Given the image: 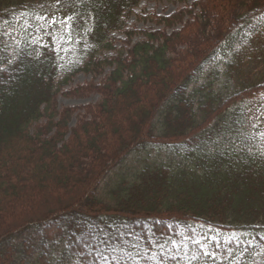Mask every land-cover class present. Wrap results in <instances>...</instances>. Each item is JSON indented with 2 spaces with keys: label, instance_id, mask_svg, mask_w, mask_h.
<instances>
[{
  "label": "trees",
  "instance_id": "obj_1",
  "mask_svg": "<svg viewBox=\"0 0 264 264\" xmlns=\"http://www.w3.org/2000/svg\"><path fill=\"white\" fill-rule=\"evenodd\" d=\"M137 1L0 0V264L263 254L264 102L250 101L264 90V48L260 64L251 50L264 0H193L133 41L124 17ZM63 29L76 57L55 46ZM114 33L126 47L100 59ZM228 42L232 90L213 91L215 74L196 85ZM77 72L105 75L60 91ZM59 91L104 98L70 126Z\"/></svg>",
  "mask_w": 264,
  "mask_h": 264
},
{
  "label": "rangeland",
  "instance_id": "obj_2",
  "mask_svg": "<svg viewBox=\"0 0 264 264\" xmlns=\"http://www.w3.org/2000/svg\"><path fill=\"white\" fill-rule=\"evenodd\" d=\"M193 0H138L136 7L131 9V12L128 16L124 17V21L126 26L129 29H132L131 40L138 41L144 39V33H148L151 31L162 30L163 27L159 25V16H169L172 13L178 12L180 10H187L191 7ZM187 18V17H185ZM261 21V19H259ZM254 24V23H253ZM63 33H59L57 35V43L56 47L62 46L63 51L68 52L71 47V53L73 57H76V52L73 46L77 45L78 40L76 39L72 44L70 42L71 37L68 35L67 30L63 29ZM243 31V30H242ZM261 35L255 41V43L251 46L252 54L257 52V56H252L253 59H256V62L259 63V55L260 51L264 48V28L261 30ZM143 32V34H142ZM244 32V31H243ZM116 42L113 43L114 48L110 50L102 51L99 54V58H110L117 54V51L121 48L126 47V43L124 41V35L122 33H114ZM132 41V42H133ZM235 46V45H233ZM228 44H225L222 48H220L215 57V59L207 64L198 80H196V85H205V83L209 82L214 74L217 77V82L213 84L212 90L218 91L221 94H227L232 90V84L229 82H225L223 77L221 76V70L224 69L223 61L229 58L231 55V48H233ZM76 47V46H75ZM262 49V50H261ZM260 64V63H259ZM223 67V68H222ZM109 69H106L107 72ZM101 73L94 77V75L84 72H77L73 76L70 77L67 84L61 87V90H67L70 87H74L77 85H81L90 81L99 82L105 75ZM57 94L56 97V107L58 110L63 108H75L74 113L70 120V126L75 125V123L80 120L82 117L91 118V115L87 114V106L95 105L96 103H100V101L104 98L99 93H88L80 96H65L64 93ZM250 102H256V104H260L264 102V90L258 92L255 97L252 98ZM241 107L245 105V103L240 104ZM152 154V153H151ZM162 156V155H161ZM164 158V157H162ZM215 233L217 235H224L225 233L222 230L215 228ZM233 236H247L246 232L241 231H233L231 233ZM252 264H264V251L258 259Z\"/></svg>",
  "mask_w": 264,
  "mask_h": 264
}]
</instances>
